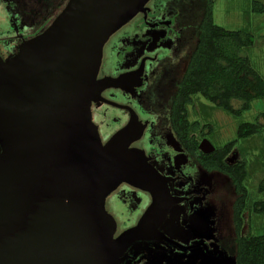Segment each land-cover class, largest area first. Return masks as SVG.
<instances>
[{"label":"water","instance_id":"obj_1","mask_svg":"<svg viewBox=\"0 0 264 264\" xmlns=\"http://www.w3.org/2000/svg\"><path fill=\"white\" fill-rule=\"evenodd\" d=\"M148 2L67 0L42 33L0 58V264H119L136 241H168L161 227L182 199L131 147L145 125L129 109L126 126L103 143L91 118L103 91L139 86H127L129 74L97 76L105 43ZM198 150L215 147L203 139ZM122 184L151 202L114 237L105 203Z\"/></svg>","mask_w":264,"mask_h":264},{"label":"rangeland","instance_id":"obj_2","mask_svg":"<svg viewBox=\"0 0 264 264\" xmlns=\"http://www.w3.org/2000/svg\"><path fill=\"white\" fill-rule=\"evenodd\" d=\"M192 1L194 0L179 1V7L185 9L184 14H190L189 9L193 6ZM195 1L200 4V0ZM254 1L264 4V0H216L213 6V19L216 25L226 30H243L254 36L253 46L244 52L249 57L253 68L264 79V14L252 12ZM66 2L67 0H12L9 9L6 2L0 0V38L8 30L10 14L14 18L13 23L20 29L29 27L32 22L39 25L46 23L45 26H47L58 15ZM196 11H201V7ZM32 31H34V27L33 29L24 28L23 32L27 35ZM185 55L177 79L186 68L189 55L187 53ZM152 93L156 94L154 88L148 92V95L151 96ZM159 95H163V93L160 92ZM165 99L169 102L171 98L165 96ZM233 104L235 107L239 105L238 102H233ZM139 106L143 112H148L152 108L151 104L149 108L145 101L140 102ZM93 109L101 138L105 141L120 128L125 117L119 111L105 106L96 105ZM187 110L189 122H198L200 126L207 125L211 129V131H209V128L204 130L207 135L204 137L198 132L197 138L199 141L207 139L216 148L222 147L236 138V129L241 122H253L259 116V111L253 107L240 118H233L200 96L194 97L193 103L188 106ZM163 130L161 137L158 134V129L155 130L154 135L157 140L161 138L163 146L172 153V160H169V164L185 175L184 173L187 172L190 166L187 155L183 153L168 128ZM152 133H146V139L150 138ZM229 158H233V161L244 159L247 164L248 174L245 187L248 191V206L250 209L244 214L245 222L242 235L263 234L264 217L254 213L252 205L256 202H264V192L260 193L258 191L259 182L264 177V134L247 140H240L234 153ZM155 166L160 168L157 164ZM190 182L188 190L194 193L197 198L195 203L189 204L194 211L192 224L184 228L183 217L179 218L176 214L177 211L174 215V210H177L174 206L170 210L161 230L170 236H175L176 233L177 235H198L208 243L210 248L226 249L233 261L235 245L233 244L232 206L236 194L229 178L218 172H206L196 166L192 172ZM149 201L147 194L134 190L127 185H122L108 196L105 208L118 224V230L122 231L135 223ZM192 254L198 256V261H183L180 258H175L165 264H229L222 256H217L212 260L208 259L200 249H195ZM192 254L191 256H193ZM199 255L202 256L201 259H199ZM155 259L154 255H149L145 264H163L162 261Z\"/></svg>","mask_w":264,"mask_h":264},{"label":"flooded vegetation","instance_id":"obj_3","mask_svg":"<svg viewBox=\"0 0 264 264\" xmlns=\"http://www.w3.org/2000/svg\"><path fill=\"white\" fill-rule=\"evenodd\" d=\"M4 1L10 9L9 5L12 0ZM179 1L180 0H149L145 6L146 13H138L108 39L103 47L102 61L97 78H115L123 74H129L131 76V82L128 83L127 86L130 84L129 88H131L138 82L139 86L133 87L131 91L120 88H110L103 91L101 97L104 101L92 104L91 118L92 122L97 126L100 135L99 125L94 118L93 108L96 105L115 109L123 114V117H125L124 121L117 131L128 123L130 119L129 109L136 114L138 120L145 125V129L142 137L134 142L131 147L143 150L146 156L150 158V163L161 175L170 177L174 180L169 183L170 192L172 195L182 199L180 203L176 205L175 209L177 210H174V215L177 214L179 218L183 217L184 221L182 222H184V228H187L192 224L194 216V211L189 204L192 202L195 203L197 199L194 196L195 194L188 190V186L191 183V175L196 165L192 166L188 159L190 166L187 172L184 173L185 175L181 174L177 168L169 164V160H172V153L170 150H167L165 146H163L161 138L157 140L154 135L155 130L158 129V134H160L161 137V133L164 131L163 129L167 128L173 134L170 123L172 97L177 91V83L184 75L189 57L199 36L200 15L199 12L196 11L195 0L192 1L193 6L189 9L190 14L183 13L185 9L184 7H179ZM9 21L8 30L4 33V36L0 38V58L2 60L12 57L20 46L34 36L42 33L48 27V25L45 26L46 23L39 25L32 22L29 24V27L24 28L33 29L34 27V31L26 35V33L23 32V27V29H20L18 26H15L13 23L14 18L11 17V14ZM185 53L189 55L186 68L177 79L186 56ZM105 54L108 55L106 56ZM152 88L155 89L156 94L152 93V95L149 96L148 92L151 91ZM143 91L144 93H142ZM160 92H162L163 95H159ZM165 96L171 98L169 102L165 99ZM137 98L140 99H138L139 101L137 100L138 103L135 100ZM142 101H145V103L147 102L149 108L152 106L148 112L140 110L142 108L139 106V103ZM148 132H153V135L151 134V137L146 139L145 134ZM107 140H102V142L104 143ZM181 150L185 153L182 148ZM156 164L160 168H157L155 166ZM143 193L147 194L145 192ZM149 200L148 205L141 215L150 205V196ZM141 215L133 225L122 231L118 230V224L116 223L117 230L114 237L121 234L124 230L135 226ZM162 232L168 238V241H136L126 250L124 253L125 259L119 264H145L149 255H154L156 258L155 260H160L163 264L175 258H180L183 261H196L198 256L192 254L195 249H200L203 255L207 256L208 259L212 260L217 258V256H222L229 264H233L232 258L229 256L230 254L226 249L219 247L212 249V247L210 248L208 243L198 235H177L176 233L175 236H170L165 231ZM191 254L193 256H191ZM201 258L202 256L199 255V259Z\"/></svg>","mask_w":264,"mask_h":264},{"label":"trees","instance_id":"obj_4","mask_svg":"<svg viewBox=\"0 0 264 264\" xmlns=\"http://www.w3.org/2000/svg\"><path fill=\"white\" fill-rule=\"evenodd\" d=\"M215 1L200 0V4L195 1L196 10L201 7L199 36L172 97L171 129L192 166H199L206 172L226 175L234 188L233 264H264V233L242 235L244 214L250 209L245 187L248 174L246 161L238 159L232 163L227 162L240 140L264 134V79L253 68L244 52L253 46L254 36L243 30H226L216 25L213 19ZM252 12L264 14V4L254 1ZM196 96L202 97L233 118H240L253 107L259 111V116L253 122H241L237 126L235 139L222 147H215L212 153L205 155L198 150L200 141L197 133L202 137L207 136L204 130L209 126H200L198 122L188 120L187 108ZM233 102H238L239 105L235 107ZM258 191L264 192V177L259 182ZM252 211L264 217V202L254 203Z\"/></svg>","mask_w":264,"mask_h":264}]
</instances>
